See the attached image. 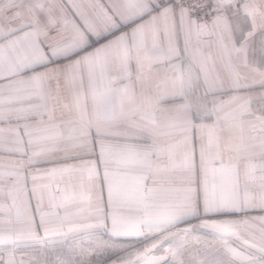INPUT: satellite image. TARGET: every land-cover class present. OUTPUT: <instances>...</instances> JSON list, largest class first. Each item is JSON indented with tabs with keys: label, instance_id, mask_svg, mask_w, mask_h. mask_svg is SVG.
Wrapping results in <instances>:
<instances>
[{
	"label": "snow or ice",
	"instance_id": "obj_1",
	"mask_svg": "<svg viewBox=\"0 0 264 264\" xmlns=\"http://www.w3.org/2000/svg\"><path fill=\"white\" fill-rule=\"evenodd\" d=\"M0 264H264V0H0Z\"/></svg>",
	"mask_w": 264,
	"mask_h": 264
},
{
	"label": "crops",
	"instance_id": "obj_2",
	"mask_svg": "<svg viewBox=\"0 0 264 264\" xmlns=\"http://www.w3.org/2000/svg\"><path fill=\"white\" fill-rule=\"evenodd\" d=\"M17 255H20L19 253Z\"/></svg>",
	"mask_w": 264,
	"mask_h": 264
}]
</instances>
